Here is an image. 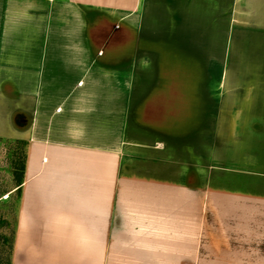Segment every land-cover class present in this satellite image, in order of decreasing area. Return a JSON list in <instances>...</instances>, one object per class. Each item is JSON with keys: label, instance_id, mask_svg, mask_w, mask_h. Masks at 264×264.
<instances>
[{"label": "crops", "instance_id": "crops-1", "mask_svg": "<svg viewBox=\"0 0 264 264\" xmlns=\"http://www.w3.org/2000/svg\"><path fill=\"white\" fill-rule=\"evenodd\" d=\"M201 95V148L211 117L264 145V0H0V138L26 147L9 264H106L105 241L143 242L137 264L264 257V217L211 231L196 196L264 210V163L191 167L164 133L188 123L153 115Z\"/></svg>", "mask_w": 264, "mask_h": 264}, {"label": "rangeland", "instance_id": "rangeland-1", "mask_svg": "<svg viewBox=\"0 0 264 264\" xmlns=\"http://www.w3.org/2000/svg\"><path fill=\"white\" fill-rule=\"evenodd\" d=\"M178 56H181L178 54ZM183 65H175V68L181 67ZM187 72L196 73L197 68L193 70L190 66H183ZM201 70V69H200ZM171 72V69H170ZM203 85V82H202ZM191 87L192 83H191ZM192 89V88H191ZM195 100V101H194ZM193 98L191 100V104H195L194 109H190L188 114H177L176 112L171 113H161L158 112L153 114L156 118H158L157 123L162 124V120L168 116L176 117L177 122H180L181 126L183 123L187 124V128H174L173 130H168V132H164L169 135L170 138L175 140H181L182 137L189 138L192 143L190 144V154L191 159V167L199 165H204L206 168L212 169L218 166V169L221 171L231 169H239V166L244 167L247 159L246 153L247 147L250 150H253V154L255 160H249L250 163L254 164V170L260 169L264 163V160H261V156L264 155V145L262 144H236L237 140L235 137L231 138L229 129H220L215 128V118L211 117V122L209 127L202 133L204 138L203 141L206 140V144L201 148L196 144L198 139L197 128L200 121H202L204 116L205 109L208 108L206 98L204 95H201L200 99ZM194 101V102H193ZM205 101V103H204ZM174 106L173 108H175ZM178 108V107H177ZM176 108V109H177ZM206 113L205 115H207ZM211 116H215V114H211ZM147 119V117H146ZM215 121V122H213ZM214 123V124H213ZM215 125V127H214ZM187 126V125H186ZM201 149H204V151ZM26 147L20 142L0 138V264H9L11 250L15 237V228H16V215L18 210V201L19 195L16 190H13L12 193H8L12 187L18 185L23 168L24 156H25ZM205 153V160H201L203 154ZM247 154L248 156H251ZM214 156V157H213ZM198 157L200 161H198ZM248 163V162H247ZM193 164V165H192ZM220 165V166H219ZM249 166V163H248ZM15 189V188H14ZM194 190V189H193ZM213 188H203V191L200 193L197 192V197L201 200L203 204L202 216H205V221L207 225H205L206 229H211V231H220L223 234L228 232L230 227L229 222L232 218L238 217L239 220H243L244 217H264V210L260 207H254L249 209V213L244 210H236L238 213H232L229 208H221L217 209L211 205V201H221L228 200L225 198H220L218 195H215L213 192ZM6 194H8L6 196ZM192 199H196L195 195L191 197ZM214 217H217V222L213 221ZM212 219V222L210 221ZM241 218V219H240ZM211 222V224H208ZM227 231H226V230ZM230 243V242H229ZM228 242L221 241L220 246L222 248L229 247ZM212 245V244H211ZM141 246V247H137ZM121 247H126V249H120ZM213 247V246H212ZM219 247V246H218ZM110 248V249H109ZM105 249L107 250L106 264H137V262H141L142 253L148 252V247L145 246L143 242H133V241H105ZM137 252V256H130L131 252ZM110 253V254H109ZM141 254V256H140ZM247 264H264V257H248L246 258ZM236 258L234 257H221L215 258L213 256L200 258V257H190L188 264H234ZM136 261V262H135Z\"/></svg>", "mask_w": 264, "mask_h": 264}, {"label": "trees", "instance_id": "trees-1", "mask_svg": "<svg viewBox=\"0 0 264 264\" xmlns=\"http://www.w3.org/2000/svg\"><path fill=\"white\" fill-rule=\"evenodd\" d=\"M20 143V141H17ZM22 178H23V168H22V174H21V178H20V181H19V184L17 185V188L15 189L18 193V195H20V192H21V188H20V184L22 182Z\"/></svg>", "mask_w": 264, "mask_h": 264}]
</instances>
